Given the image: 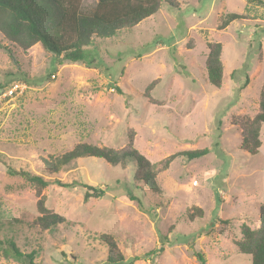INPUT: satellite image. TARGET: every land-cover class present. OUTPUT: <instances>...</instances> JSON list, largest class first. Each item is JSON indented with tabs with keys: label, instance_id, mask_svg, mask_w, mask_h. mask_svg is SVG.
<instances>
[{
	"label": "rangeland",
	"instance_id": "rangeland-1",
	"mask_svg": "<svg viewBox=\"0 0 264 264\" xmlns=\"http://www.w3.org/2000/svg\"><path fill=\"white\" fill-rule=\"evenodd\" d=\"M97 2L82 0L80 13H93ZM178 2L112 38H94L77 62L41 44L24 52L0 34V92L27 86L0 105V264H19L3 255L9 240L24 253L36 252V264H106L102 233L113 234L134 264H201L197 253L205 264H252L237 242L242 225L259 226L264 205V126L259 154L250 155L241 149L239 123L259 110L264 6ZM229 13L245 19L218 30ZM209 42L223 47L219 89L208 81ZM130 136L159 165L160 193L134 180V164L85 158L47 170L44 160L60 159L79 143L121 149ZM204 149L200 159L178 157L163 168L176 153ZM27 174L50 182L46 206L66 219L55 231L35 223L39 197ZM81 184L104 189L106 197L85 203ZM195 208L204 214L191 221Z\"/></svg>",
	"mask_w": 264,
	"mask_h": 264
},
{
	"label": "trees",
	"instance_id": "trees-1",
	"mask_svg": "<svg viewBox=\"0 0 264 264\" xmlns=\"http://www.w3.org/2000/svg\"><path fill=\"white\" fill-rule=\"evenodd\" d=\"M82 0H0V34L18 49L27 52L37 44H41L46 52L56 56H63L67 61L77 62L83 59L86 48L93 44L94 38L108 39L116 36L122 30L138 26L144 20L157 14L163 4L170 7H180L178 0H98L93 13H80ZM264 6V2L258 0ZM245 19L243 15L229 13L221 21L218 30L225 31L237 20ZM208 54L205 66L208 81L215 88H222L224 82V64L222 62L223 47L220 42L207 44ZM11 59L17 63L13 51L9 50ZM159 80L153 81L147 88L145 95L151 98ZM241 129V149L250 155L259 154L262 147L261 132L264 126V84L259 94V110L254 117H244L239 123ZM208 154V150H193L176 153L164 163L167 169L172 161L178 157H186L188 161L200 159ZM85 158H97L112 166L127 168L136 165L134 180L145 185L151 192L158 194L161 188L157 177L160 173L159 165L153 164L141 154L130 136L127 146L121 149L99 147L89 143H79L70 152L54 161L44 160L47 170L59 171L63 165ZM28 175V181L36 190L39 217L36 225L43 231H55L65 223L66 219L46 206L43 191L50 182L39 175ZM64 188H75L78 183L62 184ZM85 190L84 202L106 197L104 189L81 184ZM131 201L137 200L131 196ZM189 214L194 221L202 218L204 211L195 208ZM99 240L107 246L106 264H134L132 259H126L119 247L118 241L111 233H102ZM237 247L242 255L251 258L252 264H264V205L259 209V226L251 228L244 224L241 228V240ZM7 259L19 264H36V252H22L13 240L6 241L1 248ZM201 264L205 259L199 253L195 254Z\"/></svg>",
	"mask_w": 264,
	"mask_h": 264
},
{
	"label": "built area",
	"instance_id": "built-area-1",
	"mask_svg": "<svg viewBox=\"0 0 264 264\" xmlns=\"http://www.w3.org/2000/svg\"><path fill=\"white\" fill-rule=\"evenodd\" d=\"M27 90V86L25 84H16L11 88L0 92V105H2L7 100H13L16 97L22 96Z\"/></svg>",
	"mask_w": 264,
	"mask_h": 264
}]
</instances>
